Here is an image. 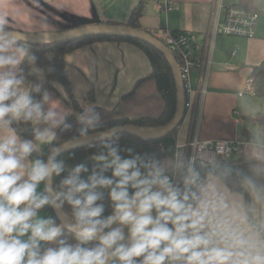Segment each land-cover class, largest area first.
<instances>
[{"label": "crops", "instance_id": "1", "mask_svg": "<svg viewBox=\"0 0 264 264\" xmlns=\"http://www.w3.org/2000/svg\"><path fill=\"white\" fill-rule=\"evenodd\" d=\"M137 1L0 0V23L25 32L61 31L103 21L125 23ZM156 1L146 0L140 25L152 32L166 27L197 35L199 54L207 63L191 71V82L195 88L205 74L204 91L196 94L176 129L174 156L161 159L144 173L138 189L104 219L114 258L151 242L157 223L156 206L172 198L173 186L163 177L182 168L183 160L176 157L185 153L191 137L240 140L246 143L230 158L246 153L264 159L256 125L242 119L243 114L264 113V96L239 94L251 68L264 64V0H251L246 5L259 12L252 38L211 35L216 0H170L174 4L171 11L158 10ZM21 54L16 45L0 44V87L16 77ZM63 62L73 95L83 109V127L89 125L86 120L93 124L115 116L155 117L162 110V101H151L156 88L147 78L151 71L147 56L135 45L124 41L87 43L67 54ZM29 88V80L16 77L8 100L13 120L20 115ZM62 94L61 86L54 84L53 89L43 92L34 108L31 123L37 144L26 145L0 116V264H64L54 256L59 227L53 223L52 212L40 211L47 215L46 225L53 231L35 226L34 218L40 212L30 222H17L15 214L17 206L24 207L33 187H39L38 199L34 192L35 200L44 202V155L54 131L71 112ZM247 189L251 217L259 228L247 220L243 196L208 174L196 203L184 204L182 211L170 218L160 237L155 264H264V205L256 188L247 184ZM8 235L20 240L18 249L7 240Z\"/></svg>", "mask_w": 264, "mask_h": 264}, {"label": "trees", "instance_id": "2", "mask_svg": "<svg viewBox=\"0 0 264 264\" xmlns=\"http://www.w3.org/2000/svg\"><path fill=\"white\" fill-rule=\"evenodd\" d=\"M241 1L246 3L243 5L249 6L251 0L248 3ZM145 2L146 0L137 1L124 24L152 33L139 23ZM105 22L120 24L117 21ZM0 30L13 29L0 23ZM96 41H124L144 52L151 68L147 78L153 80L163 103L157 116H115L83 127V109L73 95L63 60L76 48ZM14 45L22 50L16 77L29 80L30 88L18 119L13 120L8 110V100L16 77L9 85L1 86L0 116L6 118L19 138L26 145L37 144L31 115L43 92L53 89L54 84L63 87L65 96L62 94L60 97L71 105L70 114L54 131L44 159L53 146L83 134L121 124L155 127L167 123L175 112L176 91L170 66L164 55L145 41L116 35H95L66 42H18ZM250 77L254 94L264 96V64L253 66ZM88 97L93 99L92 92L88 93ZM242 119L256 125L257 135L264 145V113L243 114ZM175 138L176 129L159 139H143L130 133L118 132L107 139L58 154L52 162V187L63 211L77 223L105 231L104 219L138 189L142 183V175L155 167L161 159L174 156ZM261 159L241 154L235 159L217 158L204 164L195 161L189 173L188 185L187 165L184 163L176 173L171 201L156 206L157 223L151 242L119 258H113L109 264H155L160 249V237L168 228L170 218L180 213L184 204L196 203L208 174L218 178L229 190L243 196L247 220L259 228L251 217L247 184L257 189L261 200L264 196V168ZM43 209L51 211L46 198L44 202L35 201L28 210L23 207L25 221L30 222ZM53 221L60 226L54 247V256L58 260L64 264H99L102 261L104 251L97 240L63 228L56 218Z\"/></svg>", "mask_w": 264, "mask_h": 264}, {"label": "water", "instance_id": "3", "mask_svg": "<svg viewBox=\"0 0 264 264\" xmlns=\"http://www.w3.org/2000/svg\"><path fill=\"white\" fill-rule=\"evenodd\" d=\"M95 35H116L136 38L154 46L164 55L170 66L176 91L175 112L167 123L155 127L121 124L111 126L104 130L96 131L90 134H83L74 139L53 146L45 158L43 188L45 198L47 199L51 208L53 217L59 221L63 228L73 233L97 240L102 245L104 251V257L99 264H109L114 258V249L107 233L102 229H95L87 224L77 223L71 219L60 206L52 187L53 159L62 152L71 150L84 144L107 139L118 132L130 133L143 139H159L174 129H177L185 114V89L178 64L165 44L155 35L144 29L130 27L124 23L113 24L103 21L72 27L61 31L25 32L18 30H0V44L14 45L18 42L30 44L42 42H66ZM35 201L34 191H31L24 205L25 210H28Z\"/></svg>", "mask_w": 264, "mask_h": 264}, {"label": "built area", "instance_id": "4", "mask_svg": "<svg viewBox=\"0 0 264 264\" xmlns=\"http://www.w3.org/2000/svg\"><path fill=\"white\" fill-rule=\"evenodd\" d=\"M155 6L158 10L171 11L174 4L170 0H159L156 1ZM258 17L259 12L246 7L241 0H231L229 2L216 0L211 18L210 33L212 36L225 35L252 38L255 36ZM152 34L161 40L174 56L184 84L185 110L190 109L199 90L204 91L202 83L205 77V74H202L203 82H198V85L194 88L191 82V71L195 68H202L200 66L207 63L203 55L199 54L200 45L197 35L190 31H174L166 27L157 28ZM245 92H253L251 77L245 81L239 94ZM245 143L235 139L203 141L194 136L186 143L185 153L176 158L186 160L187 170H191L195 161L204 164L217 158H230L231 154L238 151ZM176 173L165 175L163 180L174 186ZM15 214L17 222L25 220L23 204L16 207ZM7 240L14 249H18L20 246V240L15 235H8Z\"/></svg>", "mask_w": 264, "mask_h": 264}, {"label": "rangeland", "instance_id": "5", "mask_svg": "<svg viewBox=\"0 0 264 264\" xmlns=\"http://www.w3.org/2000/svg\"><path fill=\"white\" fill-rule=\"evenodd\" d=\"M9 85V84H8ZM61 86V85H60ZM61 88H62V92H63V94L65 93V90L63 89V87L61 86ZM157 92H154V96H152V100L151 101H154V104H155V99H158V101H160V103H161V101H162V99H161V97L159 96V94L157 93ZM64 96H65V94H64ZM154 97H156V98H154ZM152 103V102H151ZM151 103H148V106H151ZM86 122L87 123H89L90 124V121L89 120H86ZM234 153V152H233ZM232 153V154H233ZM231 154V155H232ZM242 155H246V156H249V157H252V155H250V154H246V153H243ZM261 157V156H260ZM237 158V157H236ZM235 159V158H234ZM45 160V159H44ZM262 160V162H263V168H264V159H261ZM38 167V166H37ZM263 171H264V169H263ZM187 177L189 178V175H187ZM32 191H34L35 192V196H36V199H38V195L37 194H39V187H33V189H32ZM42 195H43V192H42ZM43 198H44V200H45V195L43 196ZM260 203L262 204V205H264V196L261 198V200H260ZM263 209H264V207H263ZM263 209L261 210L262 212H263ZM37 214V213H36ZM34 221H35V226L36 227H38L41 231H43V229H44V227H45V230L46 231H48V229H49V231H53V228H51V226H49V224L48 225H46V221H47V215H45V212H40V213H38L37 215H36V217L34 218ZM53 223H54V221H53ZM46 225V226H45ZM58 227H60L59 225H58Z\"/></svg>", "mask_w": 264, "mask_h": 264}, {"label": "bare ground", "instance_id": "6", "mask_svg": "<svg viewBox=\"0 0 264 264\" xmlns=\"http://www.w3.org/2000/svg\"><path fill=\"white\" fill-rule=\"evenodd\" d=\"M184 163H186V165H187V161H183V164H184ZM183 164H182V166H183Z\"/></svg>", "mask_w": 264, "mask_h": 264}]
</instances>
